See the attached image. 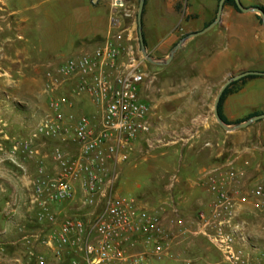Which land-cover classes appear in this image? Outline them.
Masks as SVG:
<instances>
[{
  "label": "built area",
  "instance_id": "1",
  "mask_svg": "<svg viewBox=\"0 0 264 264\" xmlns=\"http://www.w3.org/2000/svg\"><path fill=\"white\" fill-rule=\"evenodd\" d=\"M127 5V0H111L104 43L57 66V79L48 86L46 116L24 142L13 141L14 155L51 157L53 173L45 165L39 168L31 205L39 210V223L59 226L45 238L23 233L20 242L30 250V259L35 258V243L52 249L57 264H154L169 258L176 240L190 233L207 239L225 263L248 264L244 217L264 213V183L250 182L249 162L227 161L202 174L210 202L190 222L192 230L174 204L168 216L165 209L148 210L136 198L114 192L116 178L108 167L127 162L135 143L152 130L150 106L141 98L145 75L122 26L131 17ZM67 82H75L73 93L86 95L98 108L96 116L71 114V98L55 97ZM48 144L51 156L41 152ZM5 151L2 142L0 154ZM79 191L84 215L48 212L51 204L80 200ZM36 259L37 264H47L44 257Z\"/></svg>",
  "mask_w": 264,
  "mask_h": 264
},
{
  "label": "rangeland",
  "instance_id": "2",
  "mask_svg": "<svg viewBox=\"0 0 264 264\" xmlns=\"http://www.w3.org/2000/svg\"><path fill=\"white\" fill-rule=\"evenodd\" d=\"M63 2V0L29 1L32 8L34 7L28 14L29 25L37 24L38 19L43 17L50 30L46 41H49L48 38L52 34V38H55L62 27L74 21L71 8ZM110 2L111 0L109 4ZM130 2L128 1L127 8L131 10V17L123 20L122 26L128 31L126 37L132 35L128 47L140 60L141 71L145 75L141 98L150 106L152 130L150 135L135 143L134 151L127 162L117 164L116 168L110 165L108 170L116 178L115 194L136 198L148 210L156 206L165 207L168 216L172 215L166 203L173 199L177 209L184 208V212L181 210L178 212L186 219L188 228L192 230L190 222L199 211L205 210L210 202L208 194L209 199L204 205L196 204L198 197L193 192L191 183L196 179L198 165L202 168L200 170L202 176L216 165L227 161L236 162L239 165L249 162L252 169L257 167L250 175V182L256 184L264 183V162L257 166V163L245 157L240 145L227 138L230 132L223 130L213 116L215 99L221 87L215 89L210 97H206L203 94V86L205 87L207 83L200 84L197 79L199 75L197 52H204L206 50L204 47L211 49L212 42L220 38L216 36L218 30L213 29L206 35L189 41L176 53L169 65L155 66L148 63L141 53L137 25L140 0H130ZM219 3V0L213 2L171 0L172 15L166 17L167 30L163 35L166 41L170 40V45L162 54H151L147 48L148 54L156 60L167 59L182 39L198 33L197 28L202 27L203 23H206V27L217 17ZM24 5H26L24 0H0V60L3 56L7 57L6 62L0 64V136L2 137L6 135L12 138L29 137L33 133L47 114L50 100L48 86L57 79L56 68L71 56L66 48L57 51L64 59H52L49 54L39 55L32 48L26 49L25 40H22L20 34V17L15 15L10 18L8 10L13 8L23 10ZM157 7L164 9V5ZM130 29H132L131 34ZM29 40L38 42L35 35L34 39ZM48 51L51 53V49ZM3 70L11 71V74H5ZM49 74L51 77L48 76ZM213 82L208 81L209 86ZM76 86L75 82L63 84L55 97L66 95L71 98L74 107L85 108V112L76 116H96L98 108L88 97L73 93ZM204 104H208V107L204 108ZM204 109L207 110V117L220 131L219 140L206 138L205 146L202 145L200 129L194 128L193 124L204 114ZM51 145L48 144L42 148V150L47 149L44 153L49 156L52 152ZM219 149H221L220 156L217 158L212 156V151ZM47 163H53L51 157L47 159ZM201 176L200 183L205 188ZM0 179V184L4 183L3 189H7L4 196L0 197L1 258L7 259L6 257L9 256L10 260L22 259L26 249L19 240L24 236L22 233L32 227L29 223L32 216L28 211L30 205L28 200L25 204L24 201L21 202L19 185L17 187L3 178ZM187 209L190 210L189 213L186 212ZM101 210L102 207L98 208L97 212L101 213ZM75 214L84 215L85 210H76ZM244 227L248 237L247 242H249L245 243L248 264H264V213L245 216ZM176 241L174 246L185 244L186 247L188 246L187 251L211 249L213 254L217 252L207 239L192 236L190 233ZM218 255L222 260L224 259L217 252ZM188 260H191L193 264L196 263L194 259ZM156 263L166 262H154ZM177 264H183V262Z\"/></svg>",
  "mask_w": 264,
  "mask_h": 264
},
{
  "label": "crops",
  "instance_id": "3",
  "mask_svg": "<svg viewBox=\"0 0 264 264\" xmlns=\"http://www.w3.org/2000/svg\"><path fill=\"white\" fill-rule=\"evenodd\" d=\"M29 1L30 0H24V4L26 5H24L25 9L23 10H18V8H13L12 10L8 9L10 18L15 15L20 17V34L22 40H25L26 44H24V46L27 50L32 48L39 55L49 54L52 59H64L63 56L60 57L57 51L66 48L71 53L70 58H73L86 53H92L95 49L100 47L107 38L109 32L110 0H98L97 3H94L93 0H63V3L68 4L71 8L74 21L70 25L62 27L55 38H52V34L51 37L48 38L49 41H46V37L50 30H48L43 17H41V19L39 16L40 19H38L37 24L29 25L30 20L28 14L32 12L34 8L29 4ZM210 1L213 2L214 0ZM239 1L245 8H264V0ZM170 3L171 0L147 1L143 17V31L147 42V48L151 54H162L167 46L170 45V40L166 41L164 38L165 36H163L167 30L166 17L172 15ZM3 5L6 6L5 3H3ZM158 5H164V9H162V7L159 9L157 7ZM258 17L259 16L255 13L238 12L228 5L224 7L221 23L218 27L214 28V30H218L216 36L220 38L212 42L211 49L204 47L206 48L204 52H197L199 72L197 79L200 84H202V82L207 83L205 87L203 86L204 96L210 97L215 89L218 87L222 88L228 80L244 72H264V27L258 20ZM202 25V27L197 28V31L201 32L205 29L206 23ZM129 32L131 34L132 29H130ZM34 35L36 39L38 38V42L29 40L30 38L34 39ZM131 37L132 35H130V38ZM48 49H51V53H49ZM6 60L7 57L3 56L0 60V64L6 62ZM11 62L10 60V64ZM3 71L5 74H11V71ZM208 81L214 82L209 86ZM199 83L198 85H200ZM207 105L208 104H204V108L208 107ZM223 109L225 117L232 124L231 126L241 124L240 122L245 121L255 113L263 114L264 77L247 79L239 84L237 92L226 99ZM68 112L76 115L85 112V108L74 107ZM203 113L201 118L196 119L193 124L194 128L200 129L203 141L202 145L205 146L207 143L205 141L206 138L211 140L216 138L219 140L220 131L209 117H207L206 109H204ZM228 134L227 138L240 145L245 157L251 159L253 163H257V166L264 162V121L257 122L247 129H240ZM6 138L10 141H5ZM27 138V136H17L14 138L8 135L5 137L0 136V143L3 142L6 146L5 153L0 154V161L2 162L0 164V178L7 180L11 185H19L21 202L24 201V204L27 200L29 202L30 208L28 211L32 214L29 223L32 227H26L28 230L25 228L27 230L25 233H38L45 238L55 233L59 226L57 223L51 225L48 221H44L42 224L39 223L37 218L39 210L31 205L32 190L33 183L38 177L39 168L45 165L49 172L53 173L54 167L53 163L48 164L47 160L40 156L31 158L23 153L15 155L11 153L13 141L24 142ZM45 150L47 149H41L43 155L45 154ZM220 151L221 149L216 151L213 150L212 156H216L215 158H217L220 156ZM201 169L202 168L198 165L196 179L191 183L193 192L198 197L196 202L197 206L204 205L209 199L206 189L203 188L200 183ZM255 169H257V167H253L252 172H254ZM2 186H4V183L0 184V197H3V194L7 191V189H3ZM78 194L80 200L64 205L51 204L48 208V212L58 216L74 214L76 210L83 208L81 204L82 194L80 191ZM174 203L175 201L170 199V201L166 203L167 208H170ZM140 205L143 206L141 202ZM164 208L165 207L156 206L152 207L151 210H160ZM177 210L179 212L180 210L184 212V208ZM186 212L189 213L190 210L188 211L187 209ZM21 239L19 241H21ZM21 244L26 249V252L23 253V258L15 260H10L8 258L9 256L6 257L7 259L0 258L1 264H12L13 262L18 264H37L36 258L38 256L44 257L47 264H57L52 249L35 243L33 247L35 258L30 259V250L28 247H25L23 243ZM187 249L188 246L186 247L185 244L173 246L170 257L162 262H166L164 264H177L178 262L182 263L183 260L191 258L196 262L194 264H227L219 255L220 258L217 256V252L213 254L211 249H206L207 251H205V249L203 251L197 250L196 252H193L192 249L187 251ZM66 259L68 260L70 257L67 256Z\"/></svg>",
  "mask_w": 264,
  "mask_h": 264
},
{
  "label": "water",
  "instance_id": "4",
  "mask_svg": "<svg viewBox=\"0 0 264 264\" xmlns=\"http://www.w3.org/2000/svg\"><path fill=\"white\" fill-rule=\"evenodd\" d=\"M98 0H93L94 3H97ZM129 1V0H127ZM227 0H221L219 3V7H218V12H217V17L215 19V21L209 25L208 27H206L203 31L198 32V33H194L191 34L187 37H185L184 39H182L178 45L172 50V52L170 53L169 57L165 60H156L154 58H152L150 56V54H148L146 45H145V39H144V32H143V13H144V9H145V4H146V0H140L139 2V7H138V13H137V25H138V35H139V42H140V48H141V53L143 55V58L150 64L155 65V66H167L169 65L176 53L180 50H182L184 48V46L191 40L199 37V36H203L206 35L208 32H210L211 30H213L216 26L220 25L221 23V19H222V15H223V10H224V5L226 3ZM235 4L238 8V10L242 13H255L257 14L260 18H261V23L262 26L264 27V12L259 8H245L241 2L239 0H234ZM264 77V72H244L238 76H235L233 78H231L230 80L227 81V83L224 84V86L220 89L216 99H215V103H214V107H213V116L217 122V124L226 132H234L240 129H247L250 126H252L253 124L260 122V121H264V113L255 117H252L250 119H248L247 121L238 124L236 126H228L226 125L223 120L220 118L219 115V104L221 101V98L225 92V90L232 84L238 81H241L244 78L247 77Z\"/></svg>",
  "mask_w": 264,
  "mask_h": 264
},
{
  "label": "trees",
  "instance_id": "5",
  "mask_svg": "<svg viewBox=\"0 0 264 264\" xmlns=\"http://www.w3.org/2000/svg\"><path fill=\"white\" fill-rule=\"evenodd\" d=\"M147 1L148 0H146V4H145V8H146V5H147ZM219 1H221V0H219ZM231 6V7H233L236 11H238L239 12V10H238V8H237V6H236V4H235V1L234 0H227L226 1V3H225V5H224V7L225 6ZM263 12H264V8L263 7H259ZM217 12H218V10H217ZM144 14H145V9H144V13H143V17H144ZM216 19V18H215ZM215 19L211 22V23H209L206 27H208L209 25H211L214 21H215ZM258 20L260 21V23H261V18L260 17H258ZM205 27V28H206ZM144 39H145V34H144ZM145 45H146V48H147V42H146V39H145ZM254 78H256V77H247V78H244V79H242L241 81H238V82H235V83H232L226 90H225V92H224V94H223V96H222V98H221V101H220V104H219V115H220V118L223 120V122L226 124V125H228V126H231L232 124L227 120V118L225 117V115H224V103H225V101H226V99L229 97V96H231V95H233V94H235L236 92H237V88H238V85L239 84H241V83H243L244 81H246L247 79H254ZM262 113H255V114H253V115H251L250 117H248L245 121H247L248 119H250V118H252V117H255V116H258V115H261ZM245 121H242V122H240V123H243V122H245Z\"/></svg>",
  "mask_w": 264,
  "mask_h": 264
}]
</instances>
